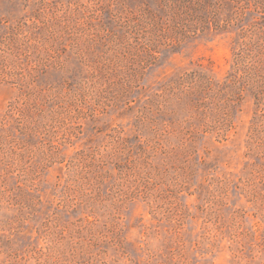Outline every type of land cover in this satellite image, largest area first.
Here are the masks:
<instances>
[{
	"label": "rangeland",
	"instance_id": "rangeland-1",
	"mask_svg": "<svg viewBox=\"0 0 264 264\" xmlns=\"http://www.w3.org/2000/svg\"><path fill=\"white\" fill-rule=\"evenodd\" d=\"M0 264H264V0H0Z\"/></svg>",
	"mask_w": 264,
	"mask_h": 264
},
{
	"label": "trees",
	"instance_id": "trees-1",
	"mask_svg": "<svg viewBox=\"0 0 264 264\" xmlns=\"http://www.w3.org/2000/svg\"><path fill=\"white\" fill-rule=\"evenodd\" d=\"M215 24L216 26H219V23L215 22ZM208 90H212L211 80L198 71L179 77L172 81L165 89L171 97L179 99H181L183 95L190 98L195 97L196 99H190V102L194 107L197 106L199 109L205 107V103H202V101H204L205 98H208L204 96L202 97L201 94ZM229 116L230 114L228 112L223 113L215 120L212 128L217 131L218 134H221L222 130H225L229 121Z\"/></svg>",
	"mask_w": 264,
	"mask_h": 264
}]
</instances>
